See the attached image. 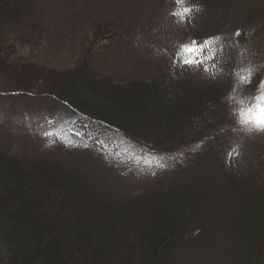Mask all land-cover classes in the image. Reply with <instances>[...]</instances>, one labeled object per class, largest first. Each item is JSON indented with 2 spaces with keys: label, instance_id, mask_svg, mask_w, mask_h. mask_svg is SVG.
<instances>
[{
  "label": "trees",
  "instance_id": "16d2710c",
  "mask_svg": "<svg viewBox=\"0 0 264 264\" xmlns=\"http://www.w3.org/2000/svg\"><path fill=\"white\" fill-rule=\"evenodd\" d=\"M12 2L0 0V74L19 76L20 89L0 92V119L8 118L12 108H19L21 118L46 103L60 120L64 112L74 115L62 126L64 134L82 135L98 152L121 156L130 147L155 152L179 140L185 148L218 119L225 105L255 109L258 86L264 84V0H174L179 10L186 4L199 9L189 19L192 41L200 42L211 80L188 96L174 78L117 80L110 86L103 79H83L80 68L67 76L52 69L49 90L30 88L45 67L20 54L30 10ZM238 77L244 82L236 90ZM256 187L238 207L244 225L225 235L226 241L233 240V251H228L232 264H264V170ZM101 189L83 173L37 152L0 149V225L10 240L12 263L171 264L193 219L184 200L177 199L183 196H174L179 188L172 186L151 200L132 197L128 205Z\"/></svg>",
  "mask_w": 264,
  "mask_h": 264
},
{
  "label": "rangeland",
  "instance_id": "374dc122",
  "mask_svg": "<svg viewBox=\"0 0 264 264\" xmlns=\"http://www.w3.org/2000/svg\"><path fill=\"white\" fill-rule=\"evenodd\" d=\"M12 1V6L30 10L21 31L24 48L20 54L27 62L45 67L35 73L37 79L30 88L49 90L52 69L67 76L78 68L83 79H103L106 85L117 80L144 83L174 78L185 96L211 82L203 64L196 68L180 64L181 57L191 56L179 52L177 46L192 41L194 27L189 19L181 24L170 15L183 11L174 0ZM204 55L201 51L192 54L199 61ZM93 57L97 63L92 62ZM1 75L0 92L19 86L16 74L10 78ZM232 106L225 105L198 140L184 137L194 149L190 143L184 148L179 140L176 146L155 152L130 147L121 156L98 152L86 138L81 140L82 135L64 134L62 126L70 122L71 113L64 112L60 120L45 103L18 118L19 108H12L8 118L0 119V149L16 153L24 149L30 155L37 152L43 159L81 172L120 204L133 203L132 197L159 198L170 187L179 188L173 190L174 196L184 197L177 199L184 200L193 219L171 264H232L228 251H233V240L226 241L225 235L230 237L232 230L244 225L238 207L257 190L264 170V131H246L251 125L241 123V113L248 110ZM252 177H257L256 183ZM2 228L0 225V264H13L10 240Z\"/></svg>",
  "mask_w": 264,
  "mask_h": 264
},
{
  "label": "snow or ice",
  "instance_id": "6c2138e0",
  "mask_svg": "<svg viewBox=\"0 0 264 264\" xmlns=\"http://www.w3.org/2000/svg\"><path fill=\"white\" fill-rule=\"evenodd\" d=\"M177 4L185 3V0H176ZM199 9L195 6H186L184 7L182 12H171L170 15L177 17V22L183 24L187 19L192 17L193 11H198ZM235 36H239L240 32L237 31L234 33ZM220 39L219 37L216 38ZM179 52L187 53L191 58L181 57L180 64H182L185 68H196L199 65L203 64V61H199L197 57L192 56L193 53L199 51L200 42L190 41L186 44H179L178 46ZM207 71V69H205ZM244 82L243 77L237 78V89L239 90V84ZM259 95L256 97L257 103L255 105V109H249L247 112L241 113V123L245 125H251L250 128H246L245 130L248 132L252 131H264V84L258 86ZM231 96V93H229ZM236 151V149H233ZM155 175V173H153Z\"/></svg>",
  "mask_w": 264,
  "mask_h": 264
}]
</instances>
